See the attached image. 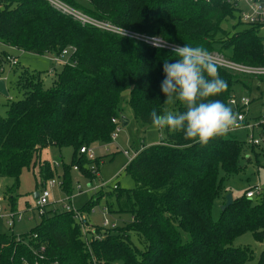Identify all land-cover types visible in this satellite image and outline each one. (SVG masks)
Listing matches in <instances>:
<instances>
[{
  "label": "trees",
  "instance_id": "obj_1",
  "mask_svg": "<svg viewBox=\"0 0 264 264\" xmlns=\"http://www.w3.org/2000/svg\"><path fill=\"white\" fill-rule=\"evenodd\" d=\"M84 2L86 7L78 0H0V45L36 56L73 50L72 63L54 72L48 88L40 72L23 66L13 72L23 98L11 101L6 115L0 116V182L10 180L2 198L11 211L22 171L35 166L46 145L72 148L70 164L62 165L60 176V188L68 196L74 167L82 176L96 179L90 165L98 173L101 159L88 161L80 150L95 143L110 144L115 130L111 121L121 123L124 93L135 120L152 125L151 111L163 114V65L175 62L174 46H202L212 57L233 65L264 68L261 28L244 25L236 30L243 24L223 0ZM72 11L95 24L83 22ZM227 20L236 22L231 32L223 28ZM140 37L159 38L165 45L154 47ZM4 55L0 51V63ZM218 72L228 87L209 99L228 105L237 80L220 66ZM176 111H184L179 102ZM161 131L160 143L139 150L124 168L134 187L121 188L119 183L112 187L117 191L113 197L117 213L131 216L128 224L113 232L101 233L97 227L98 236L87 244L73 212L48 211L27 234L0 235V264H20L21 259L27 264H264V250L255 256L249 247L233 248L246 233L264 242V193L247 199V189L232 198L217 221L212 218L225 179L245 171L243 160L251 164L246 148L254 153L258 166L259 146L237 140L232 132L202 146L185 140L182 133ZM41 168L48 179L49 165ZM100 199L91 196L76 212L91 213ZM132 235L141 239L142 248L133 244ZM18 238L28 239L33 250L45 245L43 260Z\"/></svg>",
  "mask_w": 264,
  "mask_h": 264
},
{
  "label": "rangeland",
  "instance_id": "obj_2",
  "mask_svg": "<svg viewBox=\"0 0 264 264\" xmlns=\"http://www.w3.org/2000/svg\"><path fill=\"white\" fill-rule=\"evenodd\" d=\"M78 2L86 7L84 0H78ZM73 13L82 19H86V17L78 11ZM235 24L236 22L227 20L223 23V28L226 32H231ZM104 26L107 27V25ZM243 27L245 26L237 27L236 30H240ZM258 34L264 39V28H261ZM0 51L5 54L3 62L0 63V80L7 83L8 90L7 96L0 95V116L2 117L6 115L8 105L11 101H18L23 98L24 92L20 91V89H17L15 86L17 75L13 73L14 70L20 71L21 66H23L40 72L42 83L45 88H48L52 85L54 72L59 71L63 64L72 63L71 52L69 50H66L67 54L65 55L61 53L58 56L49 54L36 56L25 54L23 51L16 48L0 45ZM55 58H58V60L55 61ZM214 60L217 61L216 59ZM218 60L224 61L223 58L221 59L220 57ZM224 69L227 70L226 68ZM230 73L237 80L233 87L234 96L241 95L237 97H245L251 100V103L247 108L248 115L252 122H256L260 119L259 117L264 114V76L243 75L242 73L234 71H230ZM258 83L260 86H258ZM176 104L177 102L174 104L164 103V110L168 109L176 111ZM120 110L123 118L122 123H126V125L122 126L121 124L120 130L115 139L113 141L111 139L110 144L95 143L89 146L87 149L94 153L93 158L88 157V155L84 153L88 161L95 160L96 158L101 159V165L99 166L98 171L101 178L98 180H95V178L90 180L88 177L82 176L77 169H72L71 176L73 188L71 196H68L60 188V176L62 174V165L70 164L72 148L58 149L51 145L44 146L36 159L35 166L23 170L19 178V189L15 196L16 206L13 210L22 212V220L10 229L5 220L0 218V235L8 234L10 232H14L17 236L24 235L38 224L39 219L31 212H28V210L29 208L35 207V199L33 198L34 193H38L44 188L50 193L48 199L49 206H47L46 212L54 210L60 212L64 210L63 206L68 204L77 211V209H80L86 204L91 196H101L99 203L91 213L80 214L81 236L87 244H89L92 238L98 236L95 234L97 227L102 229L101 233L104 231L113 232L115 228L125 226L131 221L130 214L117 213L118 207L113 198L117 191H113L112 187L117 183H119L121 188L132 189L134 187L132 178L124 173V165L128 159L142 148L160 143L163 134L161 130L155 129L152 125H145L134 119L133 112L128 105L127 93H124L121 97ZM261 128L263 130L264 127ZM231 135L237 140L247 143L250 135L254 138H260V130H253V132L250 130H238L232 132ZM246 149L245 155L249 156L251 164H248L243 160L241 164L245 166V171L239 175L230 176L225 179L222 197L218 198L213 203L212 218L214 221H217L219 218L222 206L226 202L225 196L227 194H231L232 198H237L247 189L246 192L253 190L249 188L255 186L260 188L262 195L264 193V144H261L259 148L255 149L258 157V166L255 164L254 153L250 151V148ZM44 163L49 165L48 179L43 177L41 166H44ZM90 168H94V166L91 164ZM50 181H55L56 184L50 186ZM102 183H106L105 186L93 190L95 185L97 186ZM9 185L10 180L8 179H3V181L0 182V197H4L3 192ZM77 188H79L81 192H79ZM257 200H260V198ZM121 204L124 208V204L122 202ZM8 207L9 204L4 199L0 208V214L5 212L4 209H8ZM104 218L108 221V226L106 227H103L102 224ZM131 240L138 248H142L143 243L137 236L132 235ZM243 247H249L255 256H258L261 251L264 250V242L258 243L253 239L250 233H246L233 243V248Z\"/></svg>",
  "mask_w": 264,
  "mask_h": 264
},
{
  "label": "clouds",
  "instance_id": "obj_3",
  "mask_svg": "<svg viewBox=\"0 0 264 264\" xmlns=\"http://www.w3.org/2000/svg\"><path fill=\"white\" fill-rule=\"evenodd\" d=\"M174 63L164 62L161 91L165 104L179 102L184 111L165 109L150 113L152 126L171 134L182 133L185 140L208 145L210 140L235 129L238 114L219 99H209L226 91L228 84L219 76L218 65L202 46L177 45Z\"/></svg>",
  "mask_w": 264,
  "mask_h": 264
},
{
  "label": "built area",
  "instance_id": "obj_4",
  "mask_svg": "<svg viewBox=\"0 0 264 264\" xmlns=\"http://www.w3.org/2000/svg\"><path fill=\"white\" fill-rule=\"evenodd\" d=\"M208 1V0H206ZM225 4L228 6L232 7L235 10L236 16L238 17L239 21L241 24L245 26H257L260 28H264V0H223ZM80 19L83 22H88V23H94L91 20L88 19ZM95 24V23H94ZM99 28L105 29L107 31H112V29H108L106 26L102 24H96ZM139 40L145 41L146 43L150 44L151 46L154 47H163L165 44L164 42L159 39V38H146V37H140ZM69 50L71 52V56L73 54V50L68 48L62 51V54L65 55L67 54V51ZM264 52V48H263ZM217 61L216 64L222 68H226L229 72L234 71L238 73H242L243 75L249 74V75H259V76H264V68H246V67H241L237 65H233L229 62L218 60L217 58H214ZM55 61L58 60V58L54 59ZM65 65V64H63ZM251 103L250 99L245 98V97H237L234 96L230 98L228 101V106H230L235 113L238 114V122L237 126L235 127L234 130L230 131H241V130H250L253 132V130H260V138H254L252 135L248 137L247 143L250 145H255V146H260L261 144H264V132L260 129L262 126H264V114H262L256 122H252L248 119V106ZM112 124L115 125V130L111 135L112 141L115 139L117 133L120 130L121 123L119 121L112 119ZM81 153H86L88 157L93 158L94 153L90 151L89 149L82 148L80 150ZM137 153H135L130 159L127 160L126 165L136 156ZM127 156V154L125 153ZM125 165V166H126ZM125 168V167H124ZM76 170V168H74ZM92 173L98 177V173L95 171L94 168H91ZM56 184L55 181H50L49 185L54 186ZM106 183H102L100 185H95L93 190H96L97 188H101L105 186ZM59 185V183H58ZM117 186L113 185V189H116ZM92 189V188H91ZM78 191H80L79 188H77ZM90 190V189H89ZM261 195V190L258 187H254L253 190H250L249 192H246L245 196L247 199H254L256 196ZM50 193L44 188L40 192H38V197L35 200V207L34 208H29L28 212H31L36 216V218L40 219L41 216H43L46 213V208L49 206V199ZM4 199L0 197V208L1 205L3 204ZM63 209L67 212H73L74 213V218L80 223L81 221V216L78 214L71 205H65L63 206ZM5 212L0 214V218L4 219L7 226L12 229L14 225L22 220L23 214L22 212H17V211H11L10 208L4 209ZM1 213V212H0ZM34 217V216H33ZM105 217V215H104ZM103 227L108 226V221L106 218H104L103 221ZM36 236L32 238V240H35ZM18 242L24 243L27 247H29L33 254L35 256H38L39 260H43V254L45 253V245L43 244H38L39 246L33 250L30 247L28 239L22 240L20 238L17 239ZM3 248V245H0V250ZM20 264H27L24 259H21ZM34 264H37L34 263Z\"/></svg>",
  "mask_w": 264,
  "mask_h": 264
},
{
  "label": "water",
  "instance_id": "obj_5",
  "mask_svg": "<svg viewBox=\"0 0 264 264\" xmlns=\"http://www.w3.org/2000/svg\"><path fill=\"white\" fill-rule=\"evenodd\" d=\"M0 94L3 96H7V89L5 87V82L3 80H0ZM123 122V118L121 117V124L122 126H125L126 123H122ZM38 197V193H34L33 198L36 200ZM225 204L222 206V211L225 210L226 208H228L231 204H232V196L231 194H227L225 196Z\"/></svg>",
  "mask_w": 264,
  "mask_h": 264
},
{
  "label": "crops",
  "instance_id": "obj_6",
  "mask_svg": "<svg viewBox=\"0 0 264 264\" xmlns=\"http://www.w3.org/2000/svg\"><path fill=\"white\" fill-rule=\"evenodd\" d=\"M5 82V81H4ZM258 86H260V84L258 83ZM5 87H6V89H7V83H5ZM7 92H8V90H7ZM1 95V94H0ZM236 96V95H235ZM237 96H241V95H237ZM251 101V100H250ZM247 116H248V119L251 121V118H250V116L247 114ZM43 149V148H42ZM41 149V150H42ZM41 150H40V152H41ZM40 152H39V154H40ZM127 163V162H126ZM126 165V164H125ZM125 165H124V167H125ZM101 177H100V174L98 173V177H96V179L95 180H98V179H100ZM79 192H81V190L79 191ZM15 226V225H14ZM11 233V232H10ZM13 234H14V232H12ZM9 234V233H8Z\"/></svg>",
  "mask_w": 264,
  "mask_h": 264
}]
</instances>
